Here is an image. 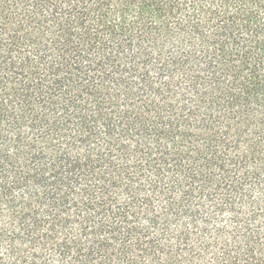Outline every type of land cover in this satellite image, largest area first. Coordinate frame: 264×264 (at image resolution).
Listing matches in <instances>:
<instances>
[{
    "label": "trees",
    "instance_id": "trees-1",
    "mask_svg": "<svg viewBox=\"0 0 264 264\" xmlns=\"http://www.w3.org/2000/svg\"><path fill=\"white\" fill-rule=\"evenodd\" d=\"M0 264H264V0H0Z\"/></svg>",
    "mask_w": 264,
    "mask_h": 264
}]
</instances>
